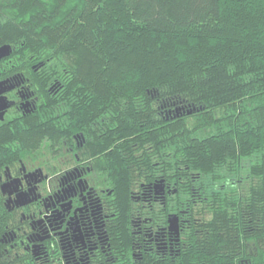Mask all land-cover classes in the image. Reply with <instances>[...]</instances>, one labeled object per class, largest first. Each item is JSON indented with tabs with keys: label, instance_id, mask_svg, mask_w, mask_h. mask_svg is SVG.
I'll use <instances>...</instances> for the list:
<instances>
[{
	"label": "trees",
	"instance_id": "16d2710c",
	"mask_svg": "<svg viewBox=\"0 0 264 264\" xmlns=\"http://www.w3.org/2000/svg\"><path fill=\"white\" fill-rule=\"evenodd\" d=\"M4 43L47 67L37 114L56 132L102 120L119 208L141 181L177 187L167 264H264V0H0Z\"/></svg>",
	"mask_w": 264,
	"mask_h": 264
},
{
	"label": "flooded vegetation",
	"instance_id": "af4514ba",
	"mask_svg": "<svg viewBox=\"0 0 264 264\" xmlns=\"http://www.w3.org/2000/svg\"><path fill=\"white\" fill-rule=\"evenodd\" d=\"M14 50L0 57V264L174 263L189 219L160 205L177 187L141 181L129 188L134 208H119L105 184L102 120L90 122V135L56 132L58 114H37L34 79L47 67L13 63ZM46 86L57 91L54 81ZM171 213L178 228L169 227Z\"/></svg>",
	"mask_w": 264,
	"mask_h": 264
},
{
	"label": "water",
	"instance_id": "95a60500",
	"mask_svg": "<svg viewBox=\"0 0 264 264\" xmlns=\"http://www.w3.org/2000/svg\"><path fill=\"white\" fill-rule=\"evenodd\" d=\"M11 52V44L4 43L0 45V57L7 55ZM169 227L178 228V215L176 213H171L169 215Z\"/></svg>",
	"mask_w": 264,
	"mask_h": 264
}]
</instances>
